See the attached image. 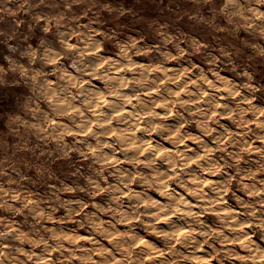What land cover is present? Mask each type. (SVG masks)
I'll return each instance as SVG.
<instances>
[{"label": "clouds", "instance_id": "clouds-1", "mask_svg": "<svg viewBox=\"0 0 264 264\" xmlns=\"http://www.w3.org/2000/svg\"><path fill=\"white\" fill-rule=\"evenodd\" d=\"M0 264H264V0H0Z\"/></svg>", "mask_w": 264, "mask_h": 264}]
</instances>
